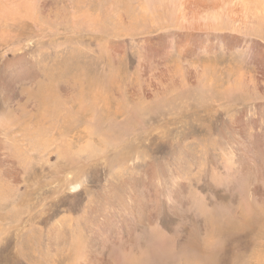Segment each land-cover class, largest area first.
<instances>
[{
  "label": "bare ground",
  "instance_id": "6f19581e",
  "mask_svg": "<svg viewBox=\"0 0 264 264\" xmlns=\"http://www.w3.org/2000/svg\"><path fill=\"white\" fill-rule=\"evenodd\" d=\"M31 1L0 0V48L13 50L20 41L19 30L27 22L33 24ZM79 6L80 55L86 64H55L58 77L66 82L63 86L40 78L54 70L41 65L44 62H24L13 55L5 63L10 73L9 82L3 81L4 100L10 108L16 97L18 101L7 110L15 119L0 114V264H31L38 256L34 254L42 223L49 224V239L63 242L66 231L76 227L78 239L70 245H83L90 236L96 245L100 230L115 234L113 216L99 212L90 191L83 214L82 207L79 212L65 207L61 216L54 210L64 202V189L71 183L67 175L79 174L83 167L86 146L93 148L86 160L95 165L128 169L119 181H134L131 211L149 229L144 231L148 243H178L201 254L206 264H216L223 257L226 237L235 229L250 220L264 225V0H80ZM89 75L97 80L98 94L132 100L118 110H89L93 132L114 134L111 148L102 152L95 147L96 134L84 127L87 110H82L80 78ZM58 89L59 104L54 108ZM253 103L257 115L251 125L243 110ZM229 110L244 114L231 115L227 123ZM228 126L241 132L249 153L227 150ZM230 152L237 156V167L229 162ZM249 155L253 168L246 160ZM162 156L177 161L169 185L179 177H184V185L192 180L201 184L203 174L210 180L208 192L191 186L189 191L185 186L169 188L168 201L183 206L181 212L171 206L177 216L173 228L159 220L161 192L154 183L156 176L168 174L157 163ZM206 160L216 161L207 165ZM137 165L145 168L136 170ZM231 172L237 178L240 173L253 174L258 204L254 216L237 213L246 199L233 192ZM140 174H150L151 182L136 185ZM231 219L236 221L228 223ZM185 222H190L188 227ZM122 223L129 234L133 222L123 216ZM259 235L264 237V231ZM57 256L54 251L51 264H60L57 259L66 264V255ZM89 263L81 253L78 264Z\"/></svg>",
  "mask_w": 264,
  "mask_h": 264
},
{
  "label": "rangeland",
  "instance_id": "374dc122",
  "mask_svg": "<svg viewBox=\"0 0 264 264\" xmlns=\"http://www.w3.org/2000/svg\"><path fill=\"white\" fill-rule=\"evenodd\" d=\"M31 2V16L33 18V24H31L32 22H27V25L29 27L26 26V28L19 30V32H21L20 41L13 50H11L13 48L12 46L8 47L10 50L6 48L7 46L0 48V114H10L8 116L9 118L14 117V115L11 114L13 111L8 112L7 110H12V107L16 105L15 103L18 100H16V97L12 102L13 104H11L12 107H8L7 103L4 100L2 87L3 81L5 83L9 82L10 68L6 67L5 63L8 59L12 58L13 55H18L21 61L24 62L30 61L36 62L37 64L38 62L40 64L44 62V64L41 65L54 67V70L52 69V73L51 71L48 73L46 72V74L45 72H43L44 75L43 73H41L40 78L42 77L48 80L55 79V82L58 83V86L60 87L63 86L66 82L62 81L61 78L58 77V71H56L55 69V64L57 66L58 63L62 61L63 63L71 62L76 64L77 66L78 64H86L85 59L82 55H80V0H32ZM79 55L81 57H79ZM82 79L80 78V81L82 82L81 90L83 93L81 95V99L82 106H84L82 107V110H87L85 112L84 118L85 123H87L86 125L88 127L85 124L84 127L88 132L89 130L92 131L95 127H92V125H88L90 124V122L91 124H93L92 117L94 115L92 112L94 110H118L119 107H126V105L129 106L132 101L131 98H129L127 95L104 96L98 94L100 93L98 83L93 75L84 76V78ZM22 83L24 84V81ZM54 92L58 94L56 102L54 101L53 103V107L55 108L59 104L58 97L61 94V90H54ZM229 112L232 114H230ZM240 112L241 110H229L228 112L226 111V115L224 116L225 121L229 123V121L227 120H229V117L231 115V117L234 118L236 115L238 116L244 112L245 114L243 113V117L248 121L249 124L252 125V122L254 121L253 118L257 115L256 104H248L246 105V107H244L243 112ZM13 119L15 118H12L11 120ZM237 124L239 125V123ZM103 130L104 129H101L100 132L92 131L93 134L95 133L97 135L96 136L94 134V141L95 147L97 146L96 149L98 151L100 150L99 152H102V149H110L114 141L112 137L114 134L110 133L113 131L105 132ZM240 133L241 132L239 130H235L233 128L231 129V126H228V128H226V134L231 139V143H229V145L226 144L225 147L228 146V151H234L232 152L233 154L237 152L239 153L241 149L245 150L246 153H249L250 146L247 142V144L243 143V136ZM188 146L189 145H187V147ZM86 149L87 151L84 152L83 167L80 168L79 174L70 172L67 175L66 181L70 180L71 183L68 184L67 189H64V202H62V205L59 206L60 208L58 207L54 210L55 212L58 211L57 214L61 216L66 208H71L72 210H78L79 208L80 210V208L82 207V210L79 213L81 214L85 209L84 205L88 201V192L90 191L92 195L95 196V200L98 202L97 208L99 209V212H104L103 210H105L106 215L113 216L115 220V234L112 235L110 231L100 230L97 238L98 243H96V245L92 243V236H90L88 240L84 241L83 245H79L75 243L79 235V232L75 229L76 227L74 229H68V231H66V240L63 242L59 239H49V236L47 235L49 224L47 225L45 223H42L43 234L42 238H40L39 240L40 247L38 248L39 250L36 249V252L34 254V256H38L32 259L31 264H51L50 258L52 257V253L54 251H56L57 255H59L60 257L63 255L67 256L66 264H78L81 253L87 260V262H90L89 264H206L201 254L193 250L182 249L181 246L178 245V243H164V241L160 242L159 244L155 242L148 243V236L144 233V231H147L149 233V229L147 228V226L140 224V222L135 218V215L131 211V208H133L134 206V200H132V198L136 193V190L133 189L134 181L131 179V181L126 182L127 184L119 181L122 175H128V169L124 168V170L120 172L119 170L116 171L118 167L111 169L110 166H108V168L103 165H95V163L91 162V160H86L88 159L87 156H89L87 154H89L93 150V148H91V146H86ZM233 154H231V152L229 153L231 157L229 158V162L231 164L233 163L234 166L237 167L238 164L234 161L237 159V156H234ZM157 158L159 159V161ZM157 158L155 159V157H149V160H156V162L158 161L157 163L165 168V172H168V174L164 175L165 178H163V175L156 176L158 177V180H156L154 183L155 185H158L156 186L160 188L161 192L162 208L159 220H163L164 224L169 225L171 228H173L175 226V222L177 221V216L172 214L170 210L171 206H177V209H179L180 212L182 211L183 206L175 202L177 200H171V202L173 201L172 203L168 201L170 197V195H168L170 193L169 188L177 187V189H181L182 186H185V188L189 191L191 187H199L202 191L206 192L207 190L205 188H208L210 180L205 174H203L202 176H200L201 181H203L199 182L201 184H198V180H196L195 182L194 180H192V182L187 181V184L184 185V177H179L181 182L178 181L174 185H169V178L175 175L173 174V167L177 168V161L173 160L172 158H170V161V159L166 158V156ZM250 158L251 156L249 155L246 160L249 161ZM186 160L188 161L190 159L186 158ZM190 161L192 164V160ZM209 161L210 160H206L204 163L208 165L211 163H215L216 160H212V162ZM249 162H251V167L253 168L252 160L250 159ZM131 163H135V159ZM166 165L167 167H164ZM251 167L250 170L252 169ZM136 168V170L140 169L141 171V169L145 167H143L142 165H137ZM233 173L234 172L228 173L230 174L228 180H232L235 182L236 186L238 185L237 187L234 186L235 189L237 188V190L233 189V192L236 193V196L238 195V198L240 195V197H242L244 200H247H245V204L240 205L242 211H240L239 209L237 213H243V215L252 214L254 216V213L256 211L255 208L258 205L254 202V199H256L254 192L257 187L255 178L254 176L251 177L253 174H250L251 176L249 175L248 177H245L244 175H242V173H240V176L237 175V178L236 174L232 175ZM187 174H190V169H188ZM150 176V174H140L139 180L136 185L138 183L149 184L151 182ZM115 177H117L118 179H116ZM239 177L241 178V181ZM229 182L231 181H228V183ZM231 184L234 185L233 182H231ZM72 186H79L78 190H74L73 188L74 191H72ZM187 195L188 194L186 192L184 199L187 198ZM187 200L188 199H186L185 201ZM248 201H250V204L247 203ZM236 205H234V207ZM79 210L77 212H79ZM228 210L227 214L229 215ZM232 213H234V210L232 211ZM77 215L74 217H77ZM232 215L233 214L230 213V216H228L229 219L232 218ZM123 216L133 222L132 227L134 228L127 235L126 232H124L126 230H124V225L122 223ZM102 218L103 217H101L100 221L102 220ZM253 220H255V218H253ZM95 221H98V218H95ZM233 221H236V219H231L228 223H232ZM189 223L190 222H185L184 225L188 227ZM261 230L264 231V225H258L257 223L254 224V222L251 220L243 224L240 230L238 229V231H236L235 229V231L232 232L231 235L226 237L223 257L220 256L217 259L216 264H264V237H260L259 235ZM86 232L87 230H84V233ZM85 238L87 239V236ZM51 240L54 241L51 242ZM74 240L75 242H73V245H70V243H72V241ZM50 243H52V245ZM65 247L67 251H64ZM73 247H77V252H75V249ZM57 260L60 264L64 263L63 259ZM20 264H25L24 260L21 261Z\"/></svg>",
  "mask_w": 264,
  "mask_h": 264
}]
</instances>
